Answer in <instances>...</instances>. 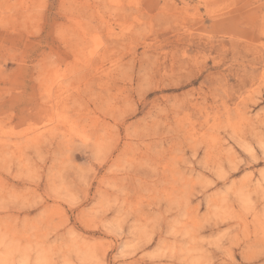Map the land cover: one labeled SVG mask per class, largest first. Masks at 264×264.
I'll return each instance as SVG.
<instances>
[{"label":"rangeland","instance_id":"obj_1","mask_svg":"<svg viewBox=\"0 0 264 264\" xmlns=\"http://www.w3.org/2000/svg\"><path fill=\"white\" fill-rule=\"evenodd\" d=\"M0 264H264V0H0Z\"/></svg>","mask_w":264,"mask_h":264}]
</instances>
